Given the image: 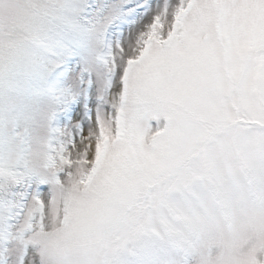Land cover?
<instances>
[{
  "label": "snow or ice",
  "instance_id": "1",
  "mask_svg": "<svg viewBox=\"0 0 264 264\" xmlns=\"http://www.w3.org/2000/svg\"><path fill=\"white\" fill-rule=\"evenodd\" d=\"M0 264H264V0H0Z\"/></svg>",
  "mask_w": 264,
  "mask_h": 264
}]
</instances>
